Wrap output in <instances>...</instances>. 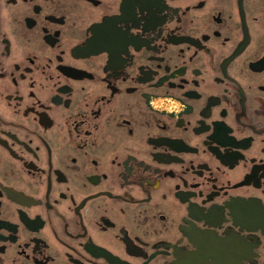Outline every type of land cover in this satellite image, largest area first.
Listing matches in <instances>:
<instances>
[{"label":"flooded vegetation","instance_id":"1","mask_svg":"<svg viewBox=\"0 0 264 264\" xmlns=\"http://www.w3.org/2000/svg\"><path fill=\"white\" fill-rule=\"evenodd\" d=\"M0 264H264V0H0Z\"/></svg>","mask_w":264,"mask_h":264}]
</instances>
